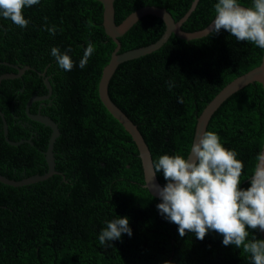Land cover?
<instances>
[{"label":"trees","instance_id":"trees-1","mask_svg":"<svg viewBox=\"0 0 264 264\" xmlns=\"http://www.w3.org/2000/svg\"><path fill=\"white\" fill-rule=\"evenodd\" d=\"M193 1L115 0L116 22L147 5L166 7L179 20ZM218 2L199 0L182 28L207 27ZM238 3L253 6V0ZM103 13L99 0H39L23 10L29 20L25 28L0 16V75L30 66L1 83L0 110L9 139L24 142L6 140L0 116V173L22 179L48 169L45 151L52 129L27 115L32 96L49 94L34 101L30 112L49 115L61 132L54 145L61 173L23 186L0 181V264H253L250 253L225 246L222 234L209 230L203 240L192 232L181 237L179 226L159 212L160 198L144 186L137 144L99 95L103 68L117 46L105 31ZM52 27L54 34L47 30ZM165 29L161 18L142 17L120 37V52L156 42ZM89 42L95 51L82 69ZM53 47L71 57L72 70L58 65ZM263 52L223 29L189 40L172 34L157 50L120 63L109 94L137 124L154 164L165 154L187 158L203 109L227 83L258 66ZM207 131L236 151L244 164L239 187L248 189L264 144L262 84L249 83L224 100ZM157 176L162 185L168 183L163 170ZM119 217L129 218L132 235L101 245L100 232ZM248 230L246 242L263 239L259 229Z\"/></svg>","mask_w":264,"mask_h":264},{"label":"clouds","instance_id":"clouds-1","mask_svg":"<svg viewBox=\"0 0 264 264\" xmlns=\"http://www.w3.org/2000/svg\"><path fill=\"white\" fill-rule=\"evenodd\" d=\"M39 0H0V16L10 19L21 28L29 20L24 8L38 4ZM215 19L209 33L228 31L237 41H248L264 49V0H253L245 7L238 0H219L215 4ZM54 34L55 27L47 29ZM95 51L89 42L79 67L84 68ZM51 55L65 71L73 68L67 53L53 47ZM174 85L169 84V89ZM178 102L183 103V98ZM244 164L237 159L235 150L223 146L213 131L203 133L191 148V154L163 155L154 164V173L163 170L168 183L157 186L161 202L159 212L178 225L181 237L192 232L203 240L209 230L223 235L225 246L235 245L243 253H250L253 264H264V239L246 242L249 228L264 231V151L256 157L251 175V186L242 190L239 185ZM132 235L128 217L108 222L99 234V243L105 245L120 239L122 234Z\"/></svg>","mask_w":264,"mask_h":264},{"label":"water","instance_id":"water-1","mask_svg":"<svg viewBox=\"0 0 264 264\" xmlns=\"http://www.w3.org/2000/svg\"><path fill=\"white\" fill-rule=\"evenodd\" d=\"M99 1H101L104 6L103 26L105 28V31L115 41L117 45L112 53L110 61L103 68L102 76L99 82V95L105 107L125 127V129L131 134L133 140L137 144L144 170V177H145L144 186L149 190V192L153 196L159 198V195L157 193V186L164 187V185H162V183L160 182L157 173L153 175L154 161L149 145L147 144L145 137L138 128L137 124H135L133 120L112 100L109 94V83L120 63L130 59L138 58L140 56L146 55L148 53L157 50L165 42L169 40L172 34H175L176 36L187 40L203 37L209 34V32L211 31V24L213 23L215 18L207 27L201 30H196V31L184 30L182 28L183 23L188 19V17L192 13V11L196 8L199 2V0H194L189 10L179 20H176L173 17L172 13L166 7H161L157 5H147L134 10L121 23L118 24L116 22V15H115V5H114L115 0H99ZM241 5L248 7L243 4ZM146 15L157 16L165 22L166 29L163 35L156 42L149 44L147 46L120 52L121 49L120 37L123 36L138 20H140L142 17ZM15 67L19 69L18 73L9 72L0 75V88H1L2 80L7 78L19 77L26 69L30 68L29 65L25 67H18V66ZM255 81L260 82L264 88V52L262 56V61L258 66L252 68L251 70L247 71L246 73L236 77L231 82H229L203 109V111L201 112V114L197 119L196 130H195L192 146L196 141H198L199 137L207 131L208 124L213 114L220 107L223 101L226 100L228 97H230L233 93L242 89L249 83ZM45 82L47 87L49 88V91L51 92L52 87L49 79L45 78ZM0 94H1V89H0ZM48 96L49 94L43 96L34 95L29 99L26 106L27 115L31 119L39 121L52 129L50 138L48 140V146L45 151V157L48 164L47 171L43 174H35L32 176L24 177L22 179L9 178L6 175L0 173L1 182L13 186H23L45 180L54 174L61 173L56 169V160L54 154V145L57 137L61 133L58 123L52 117H50L47 114H43L41 111H38L37 113L30 112V105L34 101L47 98ZM0 116L3 119V129L6 140L13 145H18L24 142V140L13 141L9 139L8 123L5 118L4 112H2L1 110H0ZM262 151H264V144L262 147ZM190 154H191V150L188 156ZM260 232L264 239V231H260Z\"/></svg>","mask_w":264,"mask_h":264},{"label":"bare ground","instance_id":"bare-ground-1","mask_svg":"<svg viewBox=\"0 0 264 264\" xmlns=\"http://www.w3.org/2000/svg\"><path fill=\"white\" fill-rule=\"evenodd\" d=\"M137 3H138V2H137ZM139 29H140V28H139ZM157 33H158V32H157ZM211 35H212V34H211ZM213 36H214V35H213ZM214 37H215V36H214ZM172 52H173V51H172ZM181 53H182V52H181ZM181 53H180V54H181ZM189 53H190V52H189ZM184 54H185V53H184ZM184 54H183V55H184ZM173 56H174V55H173ZM179 57H180V56H179ZM181 57H182V56H181ZM181 59H184V58H181ZM186 66H187V65H186ZM158 68H159V67H158ZM227 84H228V83H227Z\"/></svg>","mask_w":264,"mask_h":264}]
</instances>
